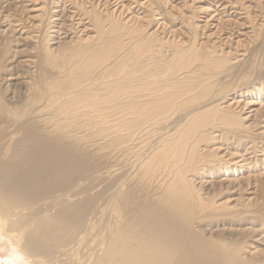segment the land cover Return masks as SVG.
Segmentation results:
<instances>
[{
	"label": "bare ground",
	"instance_id": "bare-ground-1",
	"mask_svg": "<svg viewBox=\"0 0 264 264\" xmlns=\"http://www.w3.org/2000/svg\"><path fill=\"white\" fill-rule=\"evenodd\" d=\"M123 1L115 0L119 15L127 10ZM107 22L110 34L124 33L129 43L86 66L85 71L100 69L94 76L71 75V83L49 84L24 104L11 91L6 98L0 93V248L7 252L0 264H264L246 252L247 244L264 246L262 227H207L220 216L238 217L242 224L259 221L264 206L256 171L247 179L261 189L243 202L218 200L226 185L242 191L234 170L216 182L219 189L208 176L235 159L248 161H226L210 147L217 131L233 135L245 127L233 105L222 106L231 90L218 84V76L229 55L194 41H165L148 33L144 22ZM101 72L109 77L110 97L98 88ZM81 118L97 127L93 134L109 137L108 199L107 189L81 197L80 183L91 173L84 163L88 149L72 134Z\"/></svg>",
	"mask_w": 264,
	"mask_h": 264
},
{
	"label": "rangeland",
	"instance_id": "rangeland-1",
	"mask_svg": "<svg viewBox=\"0 0 264 264\" xmlns=\"http://www.w3.org/2000/svg\"><path fill=\"white\" fill-rule=\"evenodd\" d=\"M105 1L0 0V93L3 94V98H6L11 91L17 99L16 103L24 104L28 101H34L36 97L42 94L41 91L47 92L49 84L55 87L57 86L56 83H71L73 77L78 74L74 79L78 78L79 73L81 75L82 72V75L89 72L91 73L89 76H94L92 74L97 73L100 69L92 68L91 71L94 72L92 73L90 69L89 71L84 70L86 66L89 67L96 60L101 59L112 47H114L113 49L118 47L124 51L127 47L126 44L129 43V39L124 33L113 35L109 33L107 18L112 17L121 24L124 23L129 26L144 22L146 25L149 24L148 33H156L165 41L174 39L172 41L179 44L184 43L183 46L194 41L196 45L198 44L197 46H206L218 51L219 54L229 55L230 64L225 65L226 69L224 68L226 73L223 72L218 76V84L227 86L231 90L222 106L233 105L232 109L236 112L238 119L245 123V127L233 135L217 131L214 133L217 140L210 144V147L215 149L214 152L217 153L218 157L226 161L237 158V156H244L246 159L248 158V161L241 164L238 162L239 159H235L232 164L226 167L227 169L220 166L219 172L215 171V174L208 176L213 181L212 184L215 183L213 185L215 189H219V186L216 185L217 181L232 176L231 170H234L236 177L242 178L237 182L242 191L236 190L234 194L232 190L234 186H224L226 188L223 187V189L226 192L222 194L223 197L221 195L218 199L221 202L228 200L229 202H227L230 203L234 198L243 202L251 198L252 195L249 194L253 190H257L258 183L263 189L264 0H126L123 3L128 5L127 10L120 15L118 14L120 3L117 4L115 0H109V4L104 6L101 3ZM134 1L136 3L132 4ZM98 2L100 4L97 6ZM125 15L133 17L136 23L127 22V19L124 18ZM208 18L213 20L209 21ZM99 21L104 25V29H99ZM216 29L218 30L216 31ZM100 31L105 33L101 37ZM78 46L80 47L78 52L74 51V49L77 50ZM98 75L99 78L105 77L102 79H105V83L98 78L100 81L98 88L105 94L110 85L109 77L106 72H101ZM57 88L62 89V86L59 85ZM105 96L110 97V94H105ZM78 122L81 124L74 125L72 134L82 140L81 145L88 149H86L85 155L88 156L84 157V163L86 168L91 171L88 177L86 176L81 183L79 182L85 190L81 197H98L104 189L111 188L112 171L110 167H112L113 162L110 163L109 161V152H111L109 137L102 138L103 136H99L98 133L93 134L91 131H95L97 127L89 125V130L87 126L89 123L84 118ZM103 125L107 127L105 124ZM247 150L250 152L249 155H247ZM104 160L108 161L104 163ZM236 163H238L237 166L245 165L248 168H237ZM94 167H96L95 171L93 170ZM252 171H256L258 174L256 177L258 186L256 187H254L251 178L247 179L248 173ZM93 172L96 174L92 176ZM101 172L102 177L99 178L98 175ZM106 193L108 195L106 199H108L111 190L109 189ZM254 194H258V190ZM238 195L240 196L238 197ZM100 205L101 200L99 199L98 209ZM259 212L261 220L256 221L258 223L251 220L242 224L238 222V217L231 219L230 216H220L215 218L212 223L210 222V226L207 227L213 229L223 227L234 230L244 228L249 231L262 227L261 230L264 233V206ZM246 252H252L257 257L264 258L263 245L247 244ZM6 255L7 252L0 248V257L5 258Z\"/></svg>",
	"mask_w": 264,
	"mask_h": 264
}]
</instances>
